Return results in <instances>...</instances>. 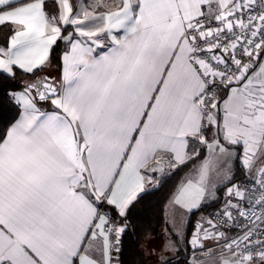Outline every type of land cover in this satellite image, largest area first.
Returning <instances> with one entry per match:
<instances>
[{"label": "snow or ice", "instance_id": "6c2138e0", "mask_svg": "<svg viewBox=\"0 0 264 264\" xmlns=\"http://www.w3.org/2000/svg\"><path fill=\"white\" fill-rule=\"evenodd\" d=\"M0 264H264V0H0Z\"/></svg>", "mask_w": 264, "mask_h": 264}]
</instances>
